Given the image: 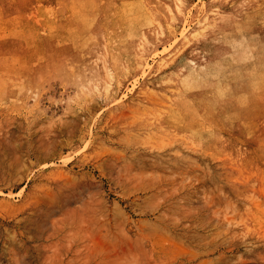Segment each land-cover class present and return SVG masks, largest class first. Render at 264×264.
I'll list each match as a JSON object with an SVG mask.
<instances>
[{"label": "rangeland", "instance_id": "obj_1", "mask_svg": "<svg viewBox=\"0 0 264 264\" xmlns=\"http://www.w3.org/2000/svg\"><path fill=\"white\" fill-rule=\"evenodd\" d=\"M263 85L264 0H0V264H264Z\"/></svg>", "mask_w": 264, "mask_h": 264}, {"label": "bare ground", "instance_id": "obj_2", "mask_svg": "<svg viewBox=\"0 0 264 264\" xmlns=\"http://www.w3.org/2000/svg\"><path fill=\"white\" fill-rule=\"evenodd\" d=\"M169 10V9H168ZM199 36V32H196V33H194L191 37L192 38H196V37H198ZM184 40L187 42V43H189V40L190 39H187V37H184ZM133 64H134V67H136V68H140V57L139 56H137V58L134 60V62H133ZM263 78V77H262ZM192 81V80H191ZM196 83V82H195ZM264 86V85H263ZM38 201H40V200H38ZM12 205V204H11ZM11 205H10V203H8L7 201H5V200H2L1 201V206H4V207H7V208H10L11 207Z\"/></svg>", "mask_w": 264, "mask_h": 264}]
</instances>
